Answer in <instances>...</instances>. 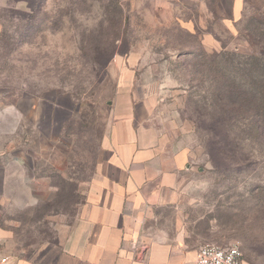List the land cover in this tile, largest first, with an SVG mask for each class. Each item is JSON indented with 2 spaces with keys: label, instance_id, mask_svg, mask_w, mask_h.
Returning <instances> with one entry per match:
<instances>
[{
  "label": "rangeland",
  "instance_id": "rangeland-1",
  "mask_svg": "<svg viewBox=\"0 0 264 264\" xmlns=\"http://www.w3.org/2000/svg\"><path fill=\"white\" fill-rule=\"evenodd\" d=\"M131 57L159 96V129L189 155L147 226L173 225L197 249L235 245L245 263L264 264V140L250 123L223 129L235 113L211 95L214 82L264 86V0H0V147L27 150L31 168L42 149L37 166L56 190L11 216L21 222L16 250L51 239L44 218L69 220L82 202L110 122V66Z\"/></svg>",
  "mask_w": 264,
  "mask_h": 264
},
{
  "label": "crops",
  "instance_id": "crops-1",
  "mask_svg": "<svg viewBox=\"0 0 264 264\" xmlns=\"http://www.w3.org/2000/svg\"><path fill=\"white\" fill-rule=\"evenodd\" d=\"M167 6L159 3L160 11ZM110 68L116 77L110 122L83 200L69 220L59 213L44 218L54 224V236L21 251L16 245L24 243L13 233L21 222L11 216L50 200L56 190L37 166L42 149L35 150L37 164L31 168L27 150L0 147V256L6 264H194L197 247H188L173 225L147 226L152 208L172 201L171 190L188 170L189 155L183 148L174 150L159 129V96L146 92L137 61L131 57ZM20 186L29 192L35 187L36 196L20 195Z\"/></svg>",
  "mask_w": 264,
  "mask_h": 264
},
{
  "label": "trees",
  "instance_id": "trees-1",
  "mask_svg": "<svg viewBox=\"0 0 264 264\" xmlns=\"http://www.w3.org/2000/svg\"><path fill=\"white\" fill-rule=\"evenodd\" d=\"M30 8H33L32 4ZM202 53L200 51H187L184 52L183 55L201 57L205 55V53ZM250 59L253 60L252 58ZM210 61L215 63L214 59ZM245 65H248V60H246ZM233 81L234 82L224 84V86H220L219 83H212L214 88L211 91V95L216 102L221 105L220 109L223 112L231 111L235 113L234 117H232V115L230 118L223 117L219 122L220 126L223 129H228L232 128V123H236L240 124V127L245 129L246 127L248 128L247 124L250 123L251 134L264 140V86L256 84V86H250L249 88L237 87L236 81ZM243 116L245 119H242ZM228 121L230 122L229 126L227 124ZM225 131L228 133L227 135L225 134L224 140L226 142H223L226 146L231 144V142H229V130Z\"/></svg>",
  "mask_w": 264,
  "mask_h": 264
},
{
  "label": "built area",
  "instance_id": "built-area-1",
  "mask_svg": "<svg viewBox=\"0 0 264 264\" xmlns=\"http://www.w3.org/2000/svg\"><path fill=\"white\" fill-rule=\"evenodd\" d=\"M194 264H244L243 255L237 246L221 248L215 245L201 246ZM7 258L0 256V264H6Z\"/></svg>",
  "mask_w": 264,
  "mask_h": 264
}]
</instances>
